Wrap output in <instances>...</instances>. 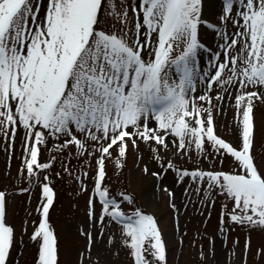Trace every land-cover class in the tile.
I'll return each mask as SVG.
<instances>
[{
  "label": "snow or ice",
  "instance_id": "obj_1",
  "mask_svg": "<svg viewBox=\"0 0 264 264\" xmlns=\"http://www.w3.org/2000/svg\"><path fill=\"white\" fill-rule=\"evenodd\" d=\"M205 8V0H0V139L11 151L20 137L18 174L27 184L0 189V264H14L9 198L29 192L31 202L36 190L39 220L29 234L38 246L35 264H60L50 208L53 180L71 172L66 157L87 162L72 175L88 194L78 264H92L97 237L116 222L132 264H168L156 216L105 182L107 159L121 166L129 147L142 157L141 143L161 169L143 164L145 173L162 178L171 170L202 206L224 197L222 237L236 224L264 228V172L253 152L254 109L264 103V0H219L211 16ZM225 100L236 111L232 140L216 131ZM193 157L194 167L175 162ZM227 157L234 168L223 167ZM162 190L175 195L167 184ZM122 201L132 205L127 213ZM170 207L179 212L175 202ZM238 243L235 237L233 247ZM250 247L247 236L244 264ZM95 260L112 264L103 248Z\"/></svg>",
  "mask_w": 264,
  "mask_h": 264
},
{
  "label": "rangeland",
  "instance_id": "obj_2",
  "mask_svg": "<svg viewBox=\"0 0 264 264\" xmlns=\"http://www.w3.org/2000/svg\"><path fill=\"white\" fill-rule=\"evenodd\" d=\"M218 3L219 0H205L206 15H214ZM207 59L205 55V60ZM200 88L201 86L198 85L197 94ZM223 107L225 111L214 117L216 131L222 137L232 140L235 107L227 100L223 103ZM254 119L256 124L254 160L258 163L260 171L264 172V159H262L264 158V103L258 102L255 105ZM139 148L143 151V156L140 157L139 153L134 155L129 147L126 159L121 166H117L112 158H108L105 182L110 184L114 195L120 192L130 193L137 206L151 211L156 216L166 241L168 264H244V243L247 236L251 238V247L246 255L247 264H264V256L257 255V249L264 247V228L256 226L249 229L247 226L232 225L225 239L220 233V212L224 197L217 194L214 205L208 203L202 206L195 193H184L183 188L187 185L177 184L171 170L162 178L145 173L143 164H147L151 171H161V169L149 154L147 145L141 143ZM161 153L164 154L163 149ZM21 154L19 136L11 151L6 150L4 140L0 139V189L7 188L11 192L19 187H27L25 177L18 174ZM66 160L64 167L70 165L71 172L57 176L53 180L56 197L54 206L50 208V220L59 238L60 264H78L77 251L83 249L84 239L77 229L87 220L86 197L88 194L79 192L72 175L75 174L78 177V169L87 167V162L81 164L74 157H66ZM175 162L186 167L197 166L195 157L192 160L180 158ZM216 166H219L218 161ZM223 167L225 169L235 167L231 157L225 159ZM60 168L61 161L57 160L55 171H59ZM89 184H91L90 180ZM164 184L173 189L175 193L173 198L170 199L168 193L162 190ZM30 195L29 192H16L8 201L6 222L13 226L15 232L10 252V259L14 260V264H35L37 258L38 246L29 239V234L34 227L31 221L35 220L38 223L39 220V215L35 211L38 190L36 195H32L31 202ZM172 202L176 203L178 213L171 209ZM121 207L127 213L132 205L122 201ZM29 212L31 216L28 215ZM25 219L29 220L28 232L23 230ZM119 228L118 223L108 225L104 237H97L100 243L93 249L92 264H97L95 255L98 248H103L112 264H132L125 247L121 244ZM109 235H115V241L111 244L103 243ZM181 236L183 242H181ZM235 237H239V243L233 247ZM201 250L203 258L200 255ZM85 264H88L87 260Z\"/></svg>",
  "mask_w": 264,
  "mask_h": 264
}]
</instances>
